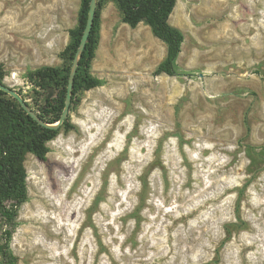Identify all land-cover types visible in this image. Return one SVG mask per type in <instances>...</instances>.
<instances>
[{
    "label": "rangeland",
    "instance_id": "rangeland-1",
    "mask_svg": "<svg viewBox=\"0 0 264 264\" xmlns=\"http://www.w3.org/2000/svg\"><path fill=\"white\" fill-rule=\"evenodd\" d=\"M81 0H0L5 85L33 105L28 70L62 66ZM181 76L166 45L102 10L103 86L76 131L28 153L17 264H264V0H177Z\"/></svg>",
    "mask_w": 264,
    "mask_h": 264
},
{
    "label": "trees",
    "instance_id": "trees-1",
    "mask_svg": "<svg viewBox=\"0 0 264 264\" xmlns=\"http://www.w3.org/2000/svg\"><path fill=\"white\" fill-rule=\"evenodd\" d=\"M92 0H81L78 24L69 31L70 42L62 52V66H42L28 70L25 79L32 89L31 105L19 93L32 116L18 98L0 89V264H17L11 243L19 228V213L29 201L28 173L24 166L26 154L47 162L53 141L61 132L76 131L72 122L74 113L82 104L85 92L103 86V81L94 75L92 66L100 43L102 10L107 0H98L91 35L82 53L75 75L70 115L64 123L53 128L61 119L67 101V90L72 67L85 31ZM122 22L136 29L141 23L147 25L153 35L167 47L166 57L154 72L181 76L177 60L185 40L183 32L170 24L177 0H115ZM7 72L0 64V85H5Z\"/></svg>",
    "mask_w": 264,
    "mask_h": 264
},
{
    "label": "water",
    "instance_id": "water-1",
    "mask_svg": "<svg viewBox=\"0 0 264 264\" xmlns=\"http://www.w3.org/2000/svg\"><path fill=\"white\" fill-rule=\"evenodd\" d=\"M97 5H98V0H92L91 1L85 31H84V34L82 36L80 46H79V49H78V52H77V55H76V58H75V61H74L73 67H72V71L70 74V78H69V85H68V90H67V101H66L65 111H64L61 119L58 121V123H56L55 125H48L50 127L57 128V127L61 126L64 123V121L66 120V118L70 115L71 96H72V90H73L75 75L77 72V66H78V62H79V59H80L82 53L86 49L89 37H90L91 32H92V28H93V24H94V18H95L96 10H97ZM0 89L5 91L6 93L11 95L12 97L18 98L20 100V102L22 103V105L27 109V111L32 116L37 118L35 116V114L26 106V103L22 100V98L20 97V95L18 94V92L16 90H14L13 88L6 86V85H0Z\"/></svg>",
    "mask_w": 264,
    "mask_h": 264
},
{
    "label": "crops",
    "instance_id": "crops-1",
    "mask_svg": "<svg viewBox=\"0 0 264 264\" xmlns=\"http://www.w3.org/2000/svg\"><path fill=\"white\" fill-rule=\"evenodd\" d=\"M142 24H143V23H141L138 27H140ZM138 27H137V28H138Z\"/></svg>",
    "mask_w": 264,
    "mask_h": 264
}]
</instances>
